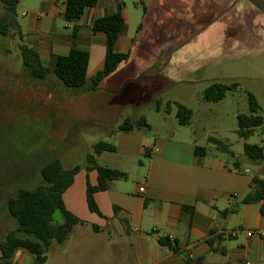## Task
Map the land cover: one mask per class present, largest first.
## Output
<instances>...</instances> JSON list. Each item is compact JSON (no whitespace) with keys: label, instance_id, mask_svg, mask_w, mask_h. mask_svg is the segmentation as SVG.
Wrapping results in <instances>:
<instances>
[{"label":"rangeland","instance_id":"rangeland-1","mask_svg":"<svg viewBox=\"0 0 264 264\" xmlns=\"http://www.w3.org/2000/svg\"><path fill=\"white\" fill-rule=\"evenodd\" d=\"M25 1L32 6H40L41 3V0ZM117 1L123 2L126 17L122 48L132 54L126 69L129 68L131 77H137L139 73L150 77L127 79L126 89L136 86L142 90L131 95L130 100L142 104L140 107H126L118 116L119 120H136L145 115L150 124V129L145 131L153 138L174 136L187 142L195 140L198 146L207 147L209 154L219 155L230 163L239 159L245 169L264 172V159L253 160L244 152L246 143L264 147V123L248 138L237 132V115L249 113V92L257 97L264 117V30H259L258 36L250 42L242 41L230 46L220 31L223 30L222 24L201 31L200 23L205 16L197 19L195 14L194 17L190 11L191 0ZM105 2L100 0L99 6ZM233 5H222L221 0H216L215 8H233ZM106 7L107 12L116 8L115 0H107ZM4 8V3L0 2V13H4ZM171 8H184V12L179 15ZM198 8L201 7L198 5ZM32 9L39 11L41 8ZM24 10L29 11V8L17 7V20L25 29L31 13L29 11L27 16H23ZM99 10L105 13L104 8ZM217 16L221 18L222 15ZM141 23L143 27L138 32ZM66 25L64 19L58 20L60 30L71 35L72 29ZM127 37L135 39L128 42ZM23 43L27 42L18 31L0 34V237L17 225L6 208L8 197L20 187L33 189L42 183L41 169L55 157H59L65 167L85 163L86 154L94 151L95 142L109 141L103 130L104 121L109 128L113 123L111 106L93 105L89 101L82 107V100L72 99L67 91L77 89L63 86L53 75L45 80L33 76L22 60L20 46ZM214 82H237L238 86L228 90L219 101H207L203 97L204 90ZM115 83L116 79L102 83L93 95H109V87H114ZM151 91L156 94L155 100L162 103L159 111L153 102H147ZM115 94L118 102L127 96L124 90ZM169 100L172 101L171 112L165 110ZM176 102L192 109L189 124L179 123ZM102 114L106 116L104 120ZM175 129L179 130L178 134ZM208 136L228 144L235 156L208 142ZM73 188L80 213L82 172ZM64 219L62 211L57 209L53 222L62 223ZM233 240L227 238L226 245L233 246ZM134 242L132 233L98 232L94 230L93 223H79L64 242L52 243L43 264H147L141 250L134 248ZM214 256L212 253L208 257L210 260L191 264H223L226 260L221 258L214 262L218 258ZM27 264H37L35 256L31 255ZM162 264L187 263L169 261Z\"/></svg>","mask_w":264,"mask_h":264},{"label":"crops","instance_id":"crops-1","mask_svg":"<svg viewBox=\"0 0 264 264\" xmlns=\"http://www.w3.org/2000/svg\"><path fill=\"white\" fill-rule=\"evenodd\" d=\"M99 1L95 6L89 7L80 19L68 22L63 17L66 0H41L40 6L27 5L25 0H20L17 7L29 8L31 13L25 29L20 24L21 34L37 50L42 63L49 65L53 54L67 55L72 46V34L60 30L58 20L64 19L66 26L71 29L77 24V46L90 52L87 76L91 78L104 68L106 57V35L95 32L93 22L116 9L107 12V0L100 6ZM119 3L123 4L115 0L116 7ZM191 3L190 11L194 17L195 14L197 19L205 16L200 23L201 31L222 24L223 30L220 31L226 42L231 43L230 46L242 41L250 42L258 36L259 30H264V0H221L222 5L234 4L233 8L221 9L215 8L216 0H191ZM32 8L41 9L37 11ZM99 8H104L105 13H101ZM183 9L171 8L178 11L179 15L184 12ZM29 11L24 10L22 15L27 16ZM220 14L221 18L215 17ZM142 27L138 28V32ZM122 33L116 49L130 51L122 48L125 35ZM127 39L129 42L135 37ZM131 55L130 51L129 59L113 75L103 80L102 83L117 80L114 87H109V95L97 94L95 97V90L66 89L73 96L72 99L82 100V107L92 101L93 105L106 104L113 108L110 109L113 123L109 128L104 121L103 130L109 138L108 142L113 143L116 149L103 151L96 155V159L102 165L117 168L127 174L126 178L111 180L107 189L94 193L102 214L91 211L86 196L87 181L89 179L91 185L97 186L98 170L94 168L88 171L85 168L87 154L91 153L88 152L82 169L63 195L67 209L80 215L86 223L96 224L97 229L94 230L98 232H114L118 235L132 233L135 237L133 246L141 250L147 264L169 261H185L191 264L194 261L210 260L208 257L212 253L214 257L218 256L214 262H219L221 258L226 259L223 264H264V214L261 211L263 201H242L252 178L256 175L264 178L262 170H247L239 159L230 163L219 155L209 154L207 147L205 153L200 154L196 150L199 146L195 140L187 142L175 139L174 136L153 138L145 128L132 131L117 128L122 122L118 116L126 107L141 106V102L133 100L131 104L123 107L129 102L130 95L142 90L136 86L124 90L127 96L122 102H118V95L115 93L123 90L127 79L148 78L141 73L137 77H131L129 68L126 69ZM101 117L103 120L106 118L103 114ZM178 131L175 129L176 134ZM232 152L234 154L230 152L231 156H235V152ZM81 172L82 211L78 213L79 207L74 199L76 191L73 187ZM141 187H144V191H140ZM233 230L240 231L232 236ZM248 231L253 234L248 236ZM164 237L168 238L172 247L159 243L160 238ZM209 238H213L212 246L207 241ZM227 238L235 239L233 246L226 245ZM1 254L0 248V256ZM30 258L29 253L20 249L15 255V264H27Z\"/></svg>","mask_w":264,"mask_h":264},{"label":"trees","instance_id":"trees-1","mask_svg":"<svg viewBox=\"0 0 264 264\" xmlns=\"http://www.w3.org/2000/svg\"><path fill=\"white\" fill-rule=\"evenodd\" d=\"M0 2L5 5L4 13H0V34L7 35L12 30L21 34L16 8L20 0H0ZM97 2L98 0H66L63 17L68 22H74L80 19L89 7L95 6ZM125 22L122 3H119L113 12L94 20L93 30L106 35V57L104 68L91 78L87 76L90 52L77 46L79 32L77 24H74L72 29V46L67 55L53 54L51 63L44 65L37 50L29 43H23L20 46L23 63L36 78L45 80L53 75L59 83L67 88L97 90L103 80L114 73L130 57V51H118L116 49ZM142 25L143 23L138 28L140 29ZM237 86V82L230 84L214 82L206 87L203 97L207 101H219L226 96L228 90H234ZM123 90L127 89L123 87ZM130 96L128 97L129 102H126L123 107L131 104ZM147 96V102H153L157 110L162 108V103L157 99L155 100L154 91L148 93ZM176 105V117L179 123L181 125L189 124L193 115L192 109L179 102H176ZM261 109L257 97L249 92V113L242 112L237 115V132L241 137L248 138L254 133L255 128L264 123ZM165 110L167 112L172 111V101L169 100L166 103ZM117 128L122 131L150 129V124L146 116L141 115L136 120L124 119ZM209 141L216 144L220 149L230 151L229 145L219 138L210 136ZM93 148L94 151L87 154L85 168L88 171L94 168L98 170V185H91L88 179L86 196L89 209L102 214L94 193L97 190L107 189L111 180L126 178L127 174L117 168L97 162V154L116 149L113 143L99 140L93 144ZM196 150L200 154H204L206 147L199 146ZM230 152L234 154L232 151ZM244 152L253 160L264 159V147L259 144L246 143ZM82 167L81 164L65 167L62 160L55 157L42 167V183L33 189L20 187L14 195L8 197L6 208L9 214L16 219L17 225L0 237L2 251L0 264H15V255L20 249L35 256L37 264H43L47 260L46 252L54 241L64 242L75 225L86 223L85 220L67 209L63 199L64 193L73 184L75 175ZM242 201L244 203L263 201L261 211L264 214V178L257 175L252 178ZM57 209L62 211L65 219L62 223L55 224L53 222L54 212ZM93 228L97 229V225L93 224ZM207 241L211 246L213 245V238H209ZM159 243L172 247L167 237L160 238ZM173 247L176 248V246Z\"/></svg>","mask_w":264,"mask_h":264},{"label":"built area","instance_id":"built-area-1","mask_svg":"<svg viewBox=\"0 0 264 264\" xmlns=\"http://www.w3.org/2000/svg\"><path fill=\"white\" fill-rule=\"evenodd\" d=\"M140 191H144V187H141V188H140ZM239 231H240V230H233V231L231 232V235H232V236H236V235L239 233ZM252 234H253V232H251V231H248V232H247V235H248V236H251Z\"/></svg>","mask_w":264,"mask_h":264}]
</instances>
